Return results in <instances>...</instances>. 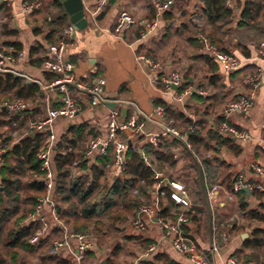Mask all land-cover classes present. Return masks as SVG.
<instances>
[{
  "label": "crops",
  "instance_id": "1",
  "mask_svg": "<svg viewBox=\"0 0 264 264\" xmlns=\"http://www.w3.org/2000/svg\"><path fill=\"white\" fill-rule=\"evenodd\" d=\"M26 1L32 0H0V16L4 19L0 24V30L1 25L6 24L8 31L13 33L6 37L0 35V48L3 52L10 53L7 73L39 84L41 92L38 103L41 106L43 119L46 116V106L58 107L57 100L61 96L55 87H51L55 75L50 78L48 74L51 73L43 68V64L52 60L49 48L60 41L63 30L72 24L57 0H40L41 6L38 9L30 13H22L21 6ZM155 1L159 3L171 1L172 5L168 11L157 13L152 0H105L102 6L99 5L100 0H82L87 24L84 29L75 30L72 44L67 49L66 59L73 67L70 74L74 80L85 84H92L96 79L102 78L105 82L103 87L105 99L129 104L116 107L120 111L121 120L130 116H135L140 121L144 118L156 120L155 110L157 107H162L157 105V101H161L172 112L182 116L181 119L168 116L162 107L167 124H172L185 132L183 126L189 122V116L198 123L200 129L197 132L200 133L211 129L218 135L227 137L216 131V127L222 122L247 132L250 139L246 142L231 138L234 149L227 146H220L216 148L217 150L201 149L204 156L210 154V157L206 158L212 162V167L215 164H223L220 173L226 167L225 173L230 175L232 180L234 175H241L246 182H253L255 177L249 166L256 163L264 168V61L256 58L258 43L264 41V0H253L263 6V11L260 17L248 26L241 20L243 0H234L236 10L232 12L229 23L220 33L223 35V47L226 49L223 53L238 59L242 66L229 74L223 72L212 57L203 55L199 50L198 36L202 34L206 38L205 31L210 28L204 15L203 0ZM121 11L127 12L142 23L155 22L156 27L149 33L145 32L143 25L128 32L115 34L116 17ZM60 13L65 15V23L62 26L56 21ZM13 43L18 44L19 51L11 47L10 44ZM18 55H21V58ZM140 55L159 63L163 73L180 72L183 88H201L204 95L191 93L181 101L175 100L172 94L164 93L162 88L151 83L153 76L144 65L137 62L136 58ZM204 57H209L215 62L218 77L215 82L210 80L212 75L202 59ZM39 60L41 63H38ZM256 69L261 72V85L255 92L253 109L247 117L224 118V106L239 96L249 93L250 88L245 78ZM68 93L80 112L73 119L57 120L53 133L57 141L67 133L71 135L68 132L71 127L84 126L81 145L86 149L98 134L104 133L109 109L105 106L92 109L88 96H83L71 88L68 89ZM3 112L13 117L5 110ZM4 120L8 119L0 113V124L2 123L0 134L11 136L15 132L26 133L29 122L22 126L13 125V130L12 128L7 130L2 126ZM145 129L158 132V128L153 123H146ZM24 138L26 137L22 139ZM81 145L77 144V147L80 148ZM168 146L180 149L177 142L165 140L161 151L158 152L154 148L153 151L163 155L169 154L172 158V149H166ZM148 148L152 147L144 146L143 152L153 161L152 164L156 168L154 152L148 151ZM187 153L181 151L183 162L177 163L172 158L174 166L161 171L164 180L185 186L190 201V212L187 217L191 216L196 221L188 217L189 222L183 228L184 233L189 236L195 253L204 255L209 264H225L231 257L242 264L236 254L243 251L244 241L250 238L249 226L260 228V225L246 222L240 216L238 207V199L242 198L234 197L229 201V192L225 187L209 183L201 157L196 155L191 160L187 157ZM191 153H193V145ZM200 159L202 162L199 164ZM92 166L97 167V162ZM80 172L81 176L90 177L88 168ZM107 177L109 170L106 179ZM108 183L111 185L113 181ZM191 185L197 186L198 190L193 192ZM150 187L147 189L148 198L140 197L143 205L151 206L154 203V196L149 193ZM214 187L216 188L213 193L214 200L209 201L208 192ZM250 193L248 195L244 193V202L247 203L248 209L256 208L260 202L251 198ZM162 202L163 200L159 198L152 218H144L146 230L143 232L133 230L127 223L128 218L136 210L134 209L122 223L113 225L110 232L105 231L98 235L89 233L88 235L94 239V247L86 253L83 264H192L162 238L158 223L162 219L157 216L161 212ZM43 209L50 227L49 232L42 236L45 237L49 236L56 227L49 215L50 208L45 206ZM183 211L180 206L173 204L170 213L175 218ZM223 237H226L227 241L221 244ZM57 238L58 233L52 236L51 241ZM213 242L217 243L219 248L212 254L208 250ZM151 245L155 246V251L148 254L147 250ZM59 255L70 260L65 252Z\"/></svg>",
  "mask_w": 264,
  "mask_h": 264
},
{
  "label": "trees",
  "instance_id": "2",
  "mask_svg": "<svg viewBox=\"0 0 264 264\" xmlns=\"http://www.w3.org/2000/svg\"><path fill=\"white\" fill-rule=\"evenodd\" d=\"M204 15L208 21L209 29L205 31L206 38L219 51L226 52L223 47V35L221 29L229 23L232 12L225 9L223 0H203ZM263 6L253 0H243L241 20L244 25H250L260 17ZM59 25L65 23V15L60 13L57 20ZM0 35L8 36L13 33L8 31L6 24L1 25ZM14 50L19 51L18 44H10ZM211 73L210 80L217 81V67L209 57L202 58ZM41 63V60L38 61ZM52 74V73H51ZM48 76L53 78V74ZM41 88L35 82H28L22 77H15L10 73L0 74V106L3 102L21 100L32 104L30 110L9 117L0 108L4 120V128L13 130V125L22 126L26 122L39 121L43 117L41 106L38 103ZM157 105L164 108L168 116L181 119L180 114H175L161 101ZM2 124V123H1ZM0 124V125H1ZM84 126L70 128L69 133L56 141L55 151L52 155V167L55 181L51 199L55 206L56 217L59 222L69 230L84 234H102L106 230L105 222L111 226L126 219L127 215L142 203L140 197L148 198L147 189L154 183V172L145 166L140 156L127 150L125 157L128 165L123 178L113 181L110 185L106 176L108 167L113 161L112 150L109 149L106 156L95 159L98 166L87 167L84 161V149L81 142L84 137ZM5 142H10L11 137L0 134ZM44 133H35L26 138L14 142L9 150L2 156L0 163V264H71L67 258L59 254L51 253V239L58 233L56 228L49 236L40 237L35 243H30L32 237L39 235L41 228L37 223L28 225L21 221L29 213L31 214L37 200L45 195L42 183L43 171L37 159V153L43 142ZM193 145V153L188 152L187 157L191 160L197 155L203 160L205 172L210 184L225 187L232 192L233 180L224 171L220 173L223 164L211 166L203 154V150H217L220 146L234 149L231 138L222 137L214 130L206 129V132H196L188 135ZM80 144V148L77 147ZM202 148V149H201ZM153 151V148H148ZM157 161L156 172L172 168L174 162L171 155H163L154 152ZM194 156V157H193ZM79 163V169H89V176L71 178L72 164ZM203 180V178H202ZM142 183V184H141ZM137 187L139 195L135 196L128 191ZM167 195L160 203L161 212L159 219L167 220L174 218L170 213L173 200L170 198V190L164 187ZM238 197V196H237ZM244 193L238 199L240 216L248 223L255 222L260 228L249 226V239L244 241V249L237 253V258L242 264H264V192H251L250 197L260 203L256 208L248 209L244 202ZM239 198V197H238ZM164 202H166L164 204ZM189 219L192 218L188 216ZM194 221H196L195 218Z\"/></svg>",
  "mask_w": 264,
  "mask_h": 264
},
{
  "label": "built area",
  "instance_id": "3",
  "mask_svg": "<svg viewBox=\"0 0 264 264\" xmlns=\"http://www.w3.org/2000/svg\"><path fill=\"white\" fill-rule=\"evenodd\" d=\"M225 7L234 12L236 10L234 0H223ZM105 0H100L99 5L102 6ZM152 4L157 13L168 11L172 5L171 1L159 3L152 0ZM41 6L40 0L26 1L22 3L21 12L30 13ZM4 19L0 16V24ZM144 25L145 32L149 33L156 27L155 22L142 23L134 19L127 12L121 11L116 17L114 26L115 34L123 31L128 32L132 28H140ZM75 29L72 25L63 30L60 41L49 48L52 60L45 61L43 68L55 75L52 80L51 87H55L61 94L57 103L58 107L46 106V116L39 120L29 122L26 128V133H13L10 137V142H5L0 138V163L2 156L10 149L14 142L20 141L23 137H27L35 133H44L43 142L37 153V159L41 164L43 171L42 183L45 188V195L37 200L35 208L31 214H28L23 220V224L37 223L41 228L39 235L31 238L30 243H35L40 237L49 232V222L46 220L44 207L50 208L49 215L58 229V238L51 242V253L60 254L65 252L71 261V264H83L86 253L93 249L94 239L92 236L84 233L74 232L62 225L56 217L55 206L51 199L52 190L54 187L55 175L52 167V155L56 147V138L53 133L54 125L59 119H73L80 112L75 102L71 99L68 89H74L83 96L90 98L92 109L99 106H104L108 102L103 95V87L105 82L102 78L96 79L92 84L77 82L70 74L73 70L72 65L66 59L67 49L71 46L74 39ZM200 43L199 50L203 55L212 57L221 67L223 72L229 74L239 70L242 63L228 53L218 51L212 46L207 39L200 34L198 36ZM10 53H5L0 48V74L9 72L7 62L10 60ZM21 58V55H18ZM256 58L264 61V41L258 43L256 50ZM137 62L144 65L147 71L153 76L151 83L162 88L164 93L172 94L177 101H181L191 93L204 95L201 88L186 87L183 88V79L180 72L163 73L159 63L154 62L146 56H137ZM246 84L250 91L247 95H241L236 100L228 102L223 108L224 118L232 116L247 117L254 107L255 92L261 85V72L259 69L254 70L245 78ZM120 105H129L127 102L118 101ZM1 109L8 112L10 116H16L21 112L31 108V104L23 101L4 102L0 106ZM156 120L144 118L142 121L135 116H130L128 119H120V111L117 108L108 111L105 131L98 134L87 146L84 153V161L90 167L94 164V160L98 157L106 156L109 149L112 150L113 161L108 167L109 177L108 182L123 178L126 172L128 160L125 157L127 150L138 154L147 168L154 172V183L149 188V193L154 196V203L151 206L141 204L134 211L133 215L127 220L128 225L137 232L146 230V222L144 218H152L155 213V208L158 206V199L164 198L167 193L164 187L170 190V198L174 204L184 209L183 212L177 214L175 218L168 220H159L160 232L162 238L167 240L172 248L179 254L186 257L192 264H209L207 258L202 254H196L188 235L184 233V227L188 224L189 219L187 214L190 212V201L185 190V186L168 182L164 180L161 172H156L152 164L153 161L143 152L144 146H151L156 151H161L163 141L177 142L180 149L168 146L166 149H172V158L177 163L182 161L181 151L192 152V144L188 140L187 134L197 132L200 127L193 117L189 116V122L184 124L183 128L186 132L172 124H167L164 118V110L162 107H157L154 114ZM146 123H153L158 128V132L146 131ZM216 131L229 138H233L240 142H246L250 138L247 132L238 130L226 122L220 123L216 127ZM24 135V136H23ZM207 158L210 157L208 153ZM94 161V162H93ZM202 160H199V164ZM249 170L254 175L253 182H246L243 176H233L232 192L228 194V200L232 201L234 197H242L243 190L246 188L249 192H264V168L259 164L253 163L249 166ZM81 176L79 163L72 164L71 178ZM142 184V183H141ZM216 188H212L208 192L209 201H213V193ZM129 193L138 196L137 187L128 191ZM227 238H221L220 243H226ZM218 244L213 242L209 248V253L218 251ZM155 251V246L151 245L147 253ZM225 264H239V261L234 258H228Z\"/></svg>",
  "mask_w": 264,
  "mask_h": 264
},
{
  "label": "water",
  "instance_id": "4",
  "mask_svg": "<svg viewBox=\"0 0 264 264\" xmlns=\"http://www.w3.org/2000/svg\"><path fill=\"white\" fill-rule=\"evenodd\" d=\"M57 1L61 4L65 13L68 15L69 21L73 25L75 30H82L86 27L87 22L84 18L82 0H57ZM14 76L19 77L18 75H14ZM28 82L31 81L28 80ZM119 105H120L119 102H113V101H108L104 103V106L107 107L109 110H113ZM243 192L246 195L249 194L246 188H244Z\"/></svg>",
  "mask_w": 264,
  "mask_h": 264
},
{
  "label": "rangeland",
  "instance_id": "5",
  "mask_svg": "<svg viewBox=\"0 0 264 264\" xmlns=\"http://www.w3.org/2000/svg\"><path fill=\"white\" fill-rule=\"evenodd\" d=\"M4 103V102H3ZM165 175H167V174H165ZM171 177V176H170ZM191 187V190L193 191V192H196V190H198V187L197 186H190ZM190 189V188H189ZM124 221V220H123ZM123 221H121V223L123 222ZM105 230L107 231V232H110L111 230H112V226L108 223V222H105ZM131 229V228H130ZM133 231V230H132ZM96 235V234H95ZM98 235V234H97Z\"/></svg>",
  "mask_w": 264,
  "mask_h": 264
}]
</instances>
